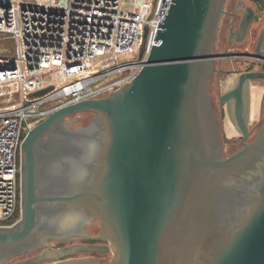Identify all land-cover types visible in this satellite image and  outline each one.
<instances>
[{
	"label": "water",
	"instance_id": "1",
	"mask_svg": "<svg viewBox=\"0 0 264 264\" xmlns=\"http://www.w3.org/2000/svg\"><path fill=\"white\" fill-rule=\"evenodd\" d=\"M172 1L130 82L56 109L24 136L20 215L0 226V264L28 254L12 264H102L64 257L109 251L108 264H264V120L249 139L258 73L218 96L233 100L241 133L224 154L209 92L224 0ZM75 240L107 243L51 246Z\"/></svg>",
	"mask_w": 264,
	"mask_h": 264
},
{
	"label": "built area",
	"instance_id": "2",
	"mask_svg": "<svg viewBox=\"0 0 264 264\" xmlns=\"http://www.w3.org/2000/svg\"><path fill=\"white\" fill-rule=\"evenodd\" d=\"M170 2L0 0V226L20 215V144L27 132L66 104L130 82L160 42L153 40Z\"/></svg>",
	"mask_w": 264,
	"mask_h": 264
},
{
	"label": "flooded vegetation",
	"instance_id": "3",
	"mask_svg": "<svg viewBox=\"0 0 264 264\" xmlns=\"http://www.w3.org/2000/svg\"><path fill=\"white\" fill-rule=\"evenodd\" d=\"M213 54L212 63L214 66V72L209 83V92L212 96L213 105L219 117L220 129H222V122L225 111L228 110V104L231 106V112L234 118V102L233 100H229L220 105L218 97L219 94L223 93L228 86H232L234 80L239 74L245 72L258 73V77L250 81V115L251 92L253 101L252 118L251 121H249V127L252 129V133L249 138L251 139L264 120V0H224L223 12L219 19L214 40ZM226 73H230L231 76L227 86L222 88L221 76ZM258 80L260 83L255 84ZM259 85L261 87V91L257 104L253 94H255L256 88ZM256 106L258 112L255 120ZM80 123L84 125L87 124V122ZM75 126L76 124H73V127ZM96 224H98V222L91 221L86 224L84 228L89 234L95 235L99 232L94 233L93 231L94 225ZM81 242L104 244L106 243V240H75L65 243L52 242V247L59 248L68 244ZM93 253L97 252H91L90 254ZM88 256L94 258V255ZM73 257L77 256L69 255L64 258ZM53 261H56V259L45 260L39 264H45ZM102 264H104L103 261Z\"/></svg>",
	"mask_w": 264,
	"mask_h": 264
},
{
	"label": "rangeland",
	"instance_id": "4",
	"mask_svg": "<svg viewBox=\"0 0 264 264\" xmlns=\"http://www.w3.org/2000/svg\"><path fill=\"white\" fill-rule=\"evenodd\" d=\"M3 45H5L6 47L11 48L12 50H14V43L12 40H5L3 42ZM231 74L230 73H226L224 75L221 76V87L225 88L229 82ZM260 83V81L258 80L257 82H255V84ZM260 91H261V87L260 85L257 86L256 88V92L255 94H253L254 99L257 101L258 104V100H259V95H260ZM252 108H253V101H252V92H251V115H250V121L252 118ZM257 106H256V115H255V120L257 118ZM89 116L88 113H85L82 115L83 117V122L86 123V119ZM254 120V121H255ZM81 121V122H82ZM251 123V122H250ZM253 123V122H252ZM221 135H222V142H223V151L224 154H227L229 152H231L232 150L236 149L237 147H239V140L241 138V133L239 132L234 118L232 116V112H231V106L228 104V110L225 111V115L223 118V122H222V129H221ZM94 233H97L99 231V225L96 224L94 225L93 228ZM107 243V242H106ZM52 242H51V246H52ZM38 252V251H36ZM33 252L32 254L36 253ZM91 252H76V254L71 253L68 254L69 255H75L77 257H73V258H79V257H89L88 255H94V258H100V260L103 261L104 264H108V261L111 257V252H107V253H103V254H97V253H93L90 254ZM31 254L25 255V256H30ZM25 256H17V257H12L7 259L3 264H12L15 261L25 257Z\"/></svg>",
	"mask_w": 264,
	"mask_h": 264
},
{
	"label": "trees",
	"instance_id": "5",
	"mask_svg": "<svg viewBox=\"0 0 264 264\" xmlns=\"http://www.w3.org/2000/svg\"><path fill=\"white\" fill-rule=\"evenodd\" d=\"M90 115V114H89ZM88 118V117H87ZM85 122H87V119H86V121ZM82 123H84L83 121H82Z\"/></svg>",
	"mask_w": 264,
	"mask_h": 264
}]
</instances>
